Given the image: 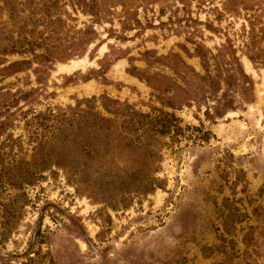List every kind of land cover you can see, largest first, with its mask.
I'll return each instance as SVG.
<instances>
[{
  "label": "rangeland",
  "instance_id": "374dc122",
  "mask_svg": "<svg viewBox=\"0 0 264 264\" xmlns=\"http://www.w3.org/2000/svg\"><path fill=\"white\" fill-rule=\"evenodd\" d=\"M16 1L19 19L28 21L31 9L48 0H35L33 5ZM199 1L140 0L138 19L143 29L123 32L118 20L122 7L114 10L113 24H97L70 0H61L51 10L56 23L47 19L46 25L38 26L37 34L49 38L47 47L63 59L47 72H36L41 67L34 63L29 70L0 77V94L10 93L0 96V125L6 124L0 130V148L4 147L0 151L4 179L0 183V264H264V66L254 65L240 50L246 41L245 12L218 21L209 2L200 5ZM220 2L214 4L221 6ZM189 16L200 24L187 30L183 18ZM207 23L218 31L209 30ZM17 27L7 12L0 13V30ZM111 29L114 36L109 38ZM87 30L95 34L84 38ZM88 38L94 39L85 45ZM227 38L239 49L244 70L254 79L255 102L214 121L206 118L204 107L162 106L160 93L145 79L154 77L152 83L164 86L169 97L182 84L171 68L173 58H164L176 54L203 73L195 57L197 45L216 52ZM6 59L3 66L24 57ZM19 92L30 98L1 109L14 102V95L15 100L24 95ZM102 97L116 102L103 103ZM88 106L118 122L122 117L108 112L158 109L180 120L181 135L161 138V162L155 163L154 174L161 185L154 193L119 194L116 208L103 201L102 180L132 177L136 170L140 154L129 155L127 150L115 151L119 153L115 159L113 152H100L101 157L81 172L78 185L67 169L56 164L39 174L34 185L18 189L9 184V174L35 170L33 149L40 143L33 133L35 122H50L51 113L85 112ZM39 114L41 120H34ZM30 121L33 124L27 126ZM119 130L123 136L115 138L126 137L128 144L137 137Z\"/></svg>",
  "mask_w": 264,
  "mask_h": 264
},
{
  "label": "trees",
  "instance_id": "16d2710c",
  "mask_svg": "<svg viewBox=\"0 0 264 264\" xmlns=\"http://www.w3.org/2000/svg\"><path fill=\"white\" fill-rule=\"evenodd\" d=\"M28 1L32 5L35 2V0ZM60 1L48 0L45 4H37L31 9L28 21H24L18 17L19 10L16 0H1L3 6H0V13L7 12L9 19L18 27L17 30H6L5 28L0 30V77L7 78L29 70L34 63L41 67L36 72H47L55 61L63 59L56 56L59 53L58 51L55 52L47 47L46 42L49 38L44 37L43 33L37 34L38 26L41 24L46 25L47 19L51 24L56 23V20L55 22L51 20L53 14L51 10L58 8ZM139 1L70 0V3L75 8H80L85 14H90L93 23L97 24L103 22L113 24L117 14L114 10L118 6L122 7L118 20L122 25V31L125 32L135 28L143 29L141 21L138 19V9L142 3ZM180 1L183 4L190 3V0ZM214 1L216 0H200L199 3L204 5L209 2L212 7L210 10L216 14L218 21H221L228 14L239 16L241 11L245 12L247 26L242 25V30L243 35L246 36V41L240 50L254 65L264 66V0H221V6L214 4ZM39 7L42 8L39 9ZM42 11H45V15L40 14ZM161 13L164 15L165 10H161ZM176 18L178 17L176 16ZM183 19L186 21L184 29L187 30L192 27L191 24H200L190 16ZM183 19H177L176 21L180 23ZM169 22L170 24L174 23L172 16L169 18ZM2 24H7V22H2ZM205 26L211 31H218L210 23L205 24ZM53 31L54 29L51 30V32ZM114 31L111 29L109 38L114 36ZM194 32H190L191 35H194ZM90 33L95 34L91 30H87L82 34L84 38H87ZM119 38L125 40L123 36ZM93 39L88 38L85 40V45H88ZM42 49H44V52H39ZM238 51L239 49L235 48L229 38H227L224 45L216 49V52L207 49L203 45H197L195 57L200 59L203 73L197 72L176 54L165 57L164 60L167 61H172L170 59L173 58L175 64L173 62L174 66L171 68L182 81V84L177 85L176 90L173 91L174 95L172 97L168 96L169 91L164 90V86H157L152 83L151 79L154 77L145 80L154 90L160 93L158 99L162 106L178 108L195 105L199 110L204 107L206 118L214 121L215 118H222L228 112L243 109L245 104L255 102V82L253 77L244 70ZM13 55L23 56L24 59L3 66L7 63L6 57ZM146 55L149 56L148 53ZM130 73L135 76L133 71H130ZM0 91H2V88H0ZM19 93L24 94L23 92ZM0 96L8 97L10 93L0 94ZM15 97L17 95L13 96V103L9 104L8 101L1 109L9 110L10 107H16L19 101L30 98V94L21 95L16 100ZM102 98L103 103L104 101L116 102L107 97ZM71 110L74 109L71 108ZM92 110L93 107L88 106V110L85 112L51 113L48 117L51 121L47 123L45 119L38 121L41 120L39 119L41 114L35 116L34 120L38 122H35L36 128L33 133H37L36 140L40 141L38 146L33 149L31 162H33L35 170L16 176L9 174V184L18 189H21V186L25 184L34 185L40 177L39 174L49 169L52 164H56L67 169V174H71L70 179L78 185L80 183L78 177L81 172L96 157H101L100 152H104V155L113 152L112 157L115 159L117 158L115 154H119L115 151L127 150L130 153L129 155H135V152L140 154L135 162L136 170L133 171L132 177L109 176V178L102 180L101 183H104L105 186L103 187L106 191L105 197L102 198L103 201L116 208L119 205L116 196L119 194L122 196L131 194L147 196L154 193L156 188L161 185V182L154 178V174L158 171L155 163L161 162L160 148L163 143L161 138L168 136L174 138L181 135L183 129L179 125L180 120L174 114L158 109H154V111L159 112L153 113L108 112L117 117L119 114L122 120L118 122L115 119L102 117L99 112H92ZM32 124L33 121L27 122V126ZM4 129H6V124L3 123L0 125V130L3 131ZM119 129L124 130L127 134L132 132L137 137L130 138L129 144L126 143L128 141L126 137L118 140L114 135L123 136V134L121 135L122 131ZM99 132L102 134L99 135ZM209 135L210 133H208ZM208 136L205 138L208 139ZM3 148H0V151ZM3 180L0 176V183ZM77 192L82 194L80 188H77ZM127 201L128 199L125 200V202ZM124 205L129 207L130 203Z\"/></svg>",
  "mask_w": 264,
  "mask_h": 264
}]
</instances>
